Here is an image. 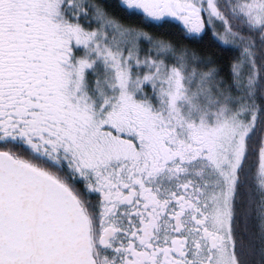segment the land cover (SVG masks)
I'll use <instances>...</instances> for the list:
<instances>
[{"label":"snow or ice","instance_id":"6c2138e0","mask_svg":"<svg viewBox=\"0 0 264 264\" xmlns=\"http://www.w3.org/2000/svg\"><path fill=\"white\" fill-rule=\"evenodd\" d=\"M0 264H264V0H0Z\"/></svg>","mask_w":264,"mask_h":264}]
</instances>
